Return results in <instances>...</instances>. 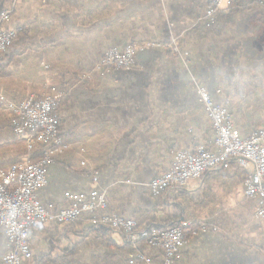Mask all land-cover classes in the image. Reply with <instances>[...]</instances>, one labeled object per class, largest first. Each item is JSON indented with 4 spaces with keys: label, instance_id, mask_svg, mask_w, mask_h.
I'll return each instance as SVG.
<instances>
[{
    "label": "crops",
    "instance_id": "1",
    "mask_svg": "<svg viewBox=\"0 0 264 264\" xmlns=\"http://www.w3.org/2000/svg\"><path fill=\"white\" fill-rule=\"evenodd\" d=\"M210 1L0 0V12L13 10L5 27L26 32L0 52V64L15 53L0 69V104L1 97L5 104L43 97L52 85L62 94L64 148L48 166V185L38 192L46 207L67 206L68 191L97 189L107 193L111 212L141 227L174 225L186 216L204 221L214 215L209 205L219 196L233 206L246 200V214L257 208L245 195L247 171L237 165L207 170L188 189L174 188L161 198L148 188L169 169L174 151L199 143L218 149L196 82L216 103L228 105L242 135L264 127V2L238 0L234 8H223L216 26L196 25ZM173 34L180 36L184 55L146 47L169 42ZM131 43L141 46L132 69L100 70L108 48ZM0 113V143L11 142L16 113L5 108ZM20 141L24 151L16 154L12 145L0 147V168L29 153L27 141ZM40 155V147L31 153L33 159ZM29 241L33 259L24 264H127L128 254L137 250L163 258L144 243H127L120 230L95 227L89 215L71 224H39ZM9 247L0 230V264H6ZM253 249L256 255L247 251ZM263 252L241 239L198 232L174 264H264Z\"/></svg>",
    "mask_w": 264,
    "mask_h": 264
},
{
    "label": "built area",
    "instance_id": "2",
    "mask_svg": "<svg viewBox=\"0 0 264 264\" xmlns=\"http://www.w3.org/2000/svg\"><path fill=\"white\" fill-rule=\"evenodd\" d=\"M48 4L51 0H40ZM235 0H211L206 11L200 14L196 25L213 27L218 24L224 7L232 8ZM13 10L0 12V52L6 51L17 37L18 29L6 28L4 23ZM138 44L108 48L100 62V70L110 73L115 69H132L135 65ZM146 47L170 50L175 55H184L180 36L173 34L169 42L152 41ZM192 78L196 81L194 75ZM200 101L207 111L214 132L213 145L199 143L191 149H180L173 153L172 163L162 175L153 178L148 188L154 196L174 189H188L190 183L201 178L210 169H231L234 165L247 171L244 180L246 198L257 203L256 217L264 220V127L244 136L236 127L233 113L226 104L216 103L208 90L196 82ZM62 94L52 86L43 97H29L23 102L6 103L1 97L0 109L16 113L15 133L27 141L29 153L7 168H0V230L10 245L6 264H24L33 259L29 235L39 224H71L85 215L91 217L95 227L107 225L120 230L127 243L138 246L144 243L149 248L162 252V260L156 261L144 251H133L127 256V264H174L181 248L187 243L186 228L192 220H182L174 225L153 224L141 227L134 218L110 211L108 195L94 189L90 193L66 192L68 205L50 209L38 198V192L48 184V166L54 162L64 148L60 134L59 106ZM40 147L41 155L31 157ZM82 164H85L83 161ZM200 231H216L215 225L200 222Z\"/></svg>",
    "mask_w": 264,
    "mask_h": 264
},
{
    "label": "rangeland",
    "instance_id": "3",
    "mask_svg": "<svg viewBox=\"0 0 264 264\" xmlns=\"http://www.w3.org/2000/svg\"><path fill=\"white\" fill-rule=\"evenodd\" d=\"M237 1L238 0L234 1L233 3L234 6L232 8L235 7ZM220 15L221 13L219 14V19H220ZM120 69H124V68H120ZM52 86H50V88ZM3 118H4L3 114L0 113V121H2ZM3 128L0 127V130H2ZM20 140L21 139L19 137L14 135L11 142L0 143V147L4 148L6 145H12L13 153L16 154L20 150L24 151V143L23 142L21 143ZM164 194L160 195L157 198H161ZM218 199L219 201H217ZM217 200H216L217 202H213V204L209 205V211H212L211 213L214 215H211V218H206L203 220L208 225L212 224L217 226L218 229L216 231L209 230L207 231V233L213 232L218 235L224 236L225 238L241 239L243 241L244 246H251V244H255L257 247L260 245L264 249V220L256 217L255 215L256 209L253 210L252 214L251 213L246 214L245 212H243L244 209H242L244 205L248 204L246 200L241 203L237 202V204H235L234 206L233 204L227 202L228 200L223 201L224 198L221 196H219ZM253 250L254 251H250V250L247 251L250 252L252 255H256V252L258 251L255 252V249ZM263 256H264V252H263Z\"/></svg>",
    "mask_w": 264,
    "mask_h": 264
},
{
    "label": "trees",
    "instance_id": "4",
    "mask_svg": "<svg viewBox=\"0 0 264 264\" xmlns=\"http://www.w3.org/2000/svg\"><path fill=\"white\" fill-rule=\"evenodd\" d=\"M254 1L259 2V3L264 2V0H254ZM17 37L18 38H24V37H26V32H24V27L18 28ZM14 55H15V53H12L10 55H7L8 61L6 63H3V64L1 63L0 64V68H3L5 66L9 65V63L12 61ZM157 197H159V196H157ZM182 220H192V222H193L191 226H189V227L186 228V235H187V239L189 240L195 234H197L200 231L199 223L200 222H203V221H199L198 219L193 218L191 216L183 217L181 219V221Z\"/></svg>",
    "mask_w": 264,
    "mask_h": 264
}]
</instances>
